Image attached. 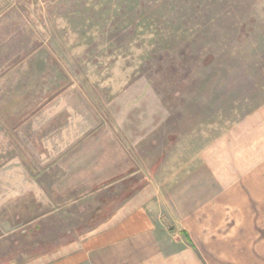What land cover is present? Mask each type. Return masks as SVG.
I'll list each match as a JSON object with an SVG mask.
<instances>
[{
    "label": "rangeland",
    "instance_id": "rangeland-1",
    "mask_svg": "<svg viewBox=\"0 0 264 264\" xmlns=\"http://www.w3.org/2000/svg\"><path fill=\"white\" fill-rule=\"evenodd\" d=\"M258 109L264 114V0H0V169L11 161L35 169L44 235L60 233L52 239L93 218L97 199L56 211L67 200L51 176L67 166L100 172L99 153L112 149L107 157L126 152L123 164L168 198L172 230L184 192L201 195L192 220L190 208L182 217L203 253L216 244L217 255L264 256V175L250 169L223 186L207 160L213 149L224 159L226 133ZM1 185L0 263L49 248L6 230L18 202H4Z\"/></svg>",
    "mask_w": 264,
    "mask_h": 264
},
{
    "label": "crops",
    "instance_id": "crops-1",
    "mask_svg": "<svg viewBox=\"0 0 264 264\" xmlns=\"http://www.w3.org/2000/svg\"><path fill=\"white\" fill-rule=\"evenodd\" d=\"M219 146L224 149L226 157L219 158L213 149L207 158L213 172L211 177L216 183L220 181L223 186H228L250 169V175H256L260 180L259 176L264 175L263 111L258 109L243 117L226 133L225 140ZM101 149L102 152L106 150L105 147ZM111 151L108 149L105 154L99 153L103 160L101 163L97 161L93 167L100 166V172L87 175L81 165L77 166L80 170L76 166L71 169L67 166L62 168V172L57 171L51 176V190L55 191L56 196L67 200L56 206V211H62L68 204L86 197L97 199V205L89 209L95 215L93 218L72 223L69 227L72 232H69V228L60 229L67 231L64 241L52 239L60 235L59 232L52 233L50 237L44 235L46 227L41 222L44 191L40 179H36L35 169L28 170L20 161H11L1 167V197L4 202L6 199L18 202L9 211L17 218H14V225L6 230H18L21 239H30L35 247L46 242L50 247L37 249L22 259H7L0 264H264V256L258 255L257 259L251 261L250 256L239 259V254L229 248L225 249L224 255H217L216 244H211L210 254L203 253L195 231L190 230L186 225L187 218L182 217V211L188 208L191 210L186 212L190 214L188 218L194 217L193 206L201 195L193 190L184 192L181 197L188 198L185 206L179 202L177 209L171 212L177 225V230H172L169 219L162 211L163 203L169 202L168 198L153 187L150 179L140 181L142 176L139 179L137 169L130 161L127 166L123 164L127 159L124 157L128 156L126 152L117 151L120 161H113L109 158ZM74 190L80 192L74 194ZM241 203L247 205L245 200ZM80 208L84 213L85 209ZM7 211L2 209L3 213ZM53 211L49 213L54 215ZM75 230L85 231L73 236Z\"/></svg>",
    "mask_w": 264,
    "mask_h": 264
}]
</instances>
